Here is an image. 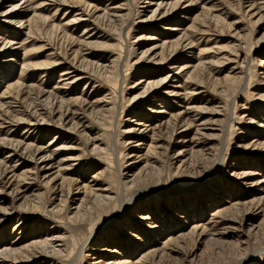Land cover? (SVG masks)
Here are the masks:
<instances>
[{
    "label": "rangeland",
    "instance_id": "374dc122",
    "mask_svg": "<svg viewBox=\"0 0 264 264\" xmlns=\"http://www.w3.org/2000/svg\"><path fill=\"white\" fill-rule=\"evenodd\" d=\"M0 264H264V0H0Z\"/></svg>",
    "mask_w": 264,
    "mask_h": 264
},
{
    "label": "bare ground",
    "instance_id": "6f19581e",
    "mask_svg": "<svg viewBox=\"0 0 264 264\" xmlns=\"http://www.w3.org/2000/svg\"><path fill=\"white\" fill-rule=\"evenodd\" d=\"M5 49V48H4ZM130 131H132V130H130ZM13 147L15 148V149H17L18 147H19V145H13ZM15 149H13V148H10V150H11V152H13V151H15ZM23 150H24V152H26V150H27V148H22ZM21 150V149H20ZM15 153H21V152H15ZM34 153H35V151H34ZM40 156L38 159H37V156ZM34 154V158L33 159H35L36 161H35V167H37V168H39V165H41L42 166V168H44L43 167V163H47V162H45V161H47V158L46 157H43V156H41V152H39V151H37L36 153ZM21 155H22V157H23V159L25 160L24 162H28V161H26V159H25V156H24V154L23 153H21ZM50 164H51V162H49ZM21 164L22 163H19V161H16V163H15V169L16 168H18V167H20L21 166ZM39 164V165H38ZM52 167V164H51V166L50 167H46V169L47 170H49L50 168ZM41 168H39V170H40ZM43 178L46 180L47 178H48V172L46 171L45 173H44V175H43ZM97 196H100V195H98V194H96V197ZM103 199L104 200H108V197H103ZM110 199V198H109ZM145 219H143V221H144ZM130 226V225H129ZM128 228H130V227H128ZM131 229V228H130ZM105 230V229H104ZM95 231V230H94ZM101 231V230H100ZM99 232V231H98ZM48 235V234H47ZM50 235H52V234H50ZM50 235H48V236H50ZM47 236V238L45 239V241L49 244V246L52 248V250L54 251V252H58L59 251V248L61 247L60 245H54L55 243H56V241L57 240H60L59 239V237L58 236H50V237H48ZM96 236V232H92L91 233V235L89 236V238L86 240L87 242H90V241H92L93 240V238ZM86 243V242H85ZM57 246H59V248L58 249H56V247ZM104 250H99L98 251V253H101V252H103ZM80 252H81V249H79L78 251L76 250V254H75V256H74V259H76L78 256H79V254H80Z\"/></svg>",
    "mask_w": 264,
    "mask_h": 264
}]
</instances>
